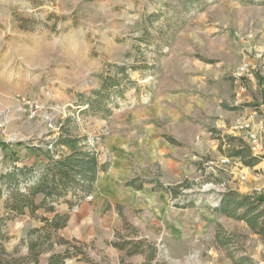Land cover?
I'll return each instance as SVG.
<instances>
[{"label":"rangeland","instance_id":"374dc122","mask_svg":"<svg viewBox=\"0 0 264 264\" xmlns=\"http://www.w3.org/2000/svg\"><path fill=\"white\" fill-rule=\"evenodd\" d=\"M242 65L252 77L238 75ZM116 66L128 76L103 97L111 114H94L83 104L106 77L124 76ZM236 105L264 114V0H0V139L13 143L0 147V172L13 165L10 155L61 158L76 147L95 149L110 164L101 174L110 187L118 179L108 192L117 199L93 205L100 180L83 202L100 220L65 228L90 259L66 264H145L150 245L151 264H264V236L213 210L220 192L240 184L264 197L263 162L245 174L230 171L236 163L229 172L210 163L221 156L219 126L248 144L240 123L249 114L224 112ZM62 124L81 141L51 146ZM260 129L264 144V121ZM188 197V206L177 205ZM35 219L7 222L2 245L13 257L29 255L28 246H17ZM220 228L226 246L216 240ZM123 238L146 239V253L128 256L113 246Z\"/></svg>","mask_w":264,"mask_h":264},{"label":"trees","instance_id":"16d2710c","mask_svg":"<svg viewBox=\"0 0 264 264\" xmlns=\"http://www.w3.org/2000/svg\"><path fill=\"white\" fill-rule=\"evenodd\" d=\"M177 20V18H173ZM119 73H123L122 78L108 76L105 78L101 89L93 92V98H90L83 105L91 108L94 114L104 112L111 114L110 108L103 97L109 98L111 88L121 89L128 76L124 66H116ZM68 124H62L59 128V134L51 140L55 145L70 144L81 141L80 138L71 135ZM220 137V136H219ZM86 139V138H84ZM219 150L229 157H239L245 166L253 167L263 159V154H256L242 138L225 135L220 137ZM224 142L228 148L224 149ZM237 146H234L235 143ZM17 142L15 145H22ZM233 145V146H232ZM13 143L0 139V147L6 152L11 149ZM15 153V152H14ZM4 157H8L5 154ZM13 165L7 167L6 171L0 172V198L4 200V213L0 215V264H16L17 261L28 259L29 262L38 264L41 254L51 251L54 244H66L67 248L63 252H53L50 255L48 264H66L69 258L77 260L90 259L83 254L81 246L73 244L65 239H55V232L67 225L70 215L55 213L53 216L38 215L36 211L44 208L47 211L54 212V203L61 198L70 196L67 200L70 208L81 204L91 196L93 185L98 180L100 172L107 171L110 167L108 162H101L99 154L95 149L74 148L69 154L61 158L50 157L46 166L35 167L32 165H20V159L17 154L15 157L10 155ZM141 187V186H140ZM173 197H179L175 187L166 188ZM38 194H43L41 203H36L35 198ZM217 205L213 207L214 211L221 212L229 217L245 221L249 227L258 235L264 236V197H255L247 194H241L236 190L227 189L220 192ZM188 197L185 203L177 204L179 207L188 206L191 201ZM26 208L30 209L33 216L39 219L43 225L29 230L26 238H23L18 248L28 246L29 255L27 257H13V253H8L3 241L10 239L7 228V222L16 216L25 213ZM216 240L221 245H228L230 238L225 235L222 228L216 232ZM146 239L123 238L120 241L112 242L113 246L126 251L128 256L135 254H145ZM151 256H147L145 264H151L156 255V248L150 245ZM18 248L15 253H18ZM14 253V254H15Z\"/></svg>","mask_w":264,"mask_h":264},{"label":"crops","instance_id":"0c3cea01","mask_svg":"<svg viewBox=\"0 0 264 264\" xmlns=\"http://www.w3.org/2000/svg\"><path fill=\"white\" fill-rule=\"evenodd\" d=\"M163 7H165V5H163ZM161 8L159 7L157 10H160ZM156 10V11H157ZM242 97H244V98H246L247 96H246V94H242ZM242 106H238V105H236V106H234V107H232L231 109H226L224 112L227 114V117L229 116L230 117V113L232 114V113H237V112H244V113H248L249 114V118H251V119H253V122H254V126L256 127V129L259 131V132H261V127H262V125H263V121H264V114H260L259 113V111H255V110H253V108H251V107H244V110L243 111H241V108ZM247 111V112H246ZM185 129H187L188 130V132H187V134L186 135H188V134H191V132H189V129L188 128H185ZM217 133V139H218V144H217V149H218V151L221 153L220 155H223L222 154V152L219 150V144H220V137H223V136H225V135H229V136H237V137H241V134L240 133H238V132H234V133H232V134H230V128H229V126H227V124L225 125V126H219L218 127V131L216 132ZM178 135L180 134V133H177ZM220 136V137H219ZM243 137V136H242ZM245 139V138H244ZM246 140V139H245ZM247 142H248V140H246ZM70 144H74V143H70ZM70 144H63V145H57L58 147H62V148H64V147H68V145H70ZM248 144H249V142H248ZM260 144H262V142L260 143ZM226 145H227V143H226ZM227 146H225V143H224V145H223V148L225 149ZM74 148H76V147H72V149H70V150H68V151H66L65 152V154H63V156H61V154H60V156L61 157H65L67 154H69ZM253 150V149H252ZM254 153H256V154H263L264 153V144H262L261 146H257L256 147V151H254ZM220 157V156H219ZM218 157V158H219ZM232 163L231 164H233V163H236V165L237 166H235L234 167V169L233 170H230V171H232V172H235V170L237 169L238 171H240L241 173H249L250 171H252V172H255V171H257V170H260L261 169V167H263V164L261 163V162H259L257 165H255V166H253V167H250V166H245V165H243V163H242V161H241V159L239 158V157H232ZM101 161V160H100ZM47 162H48V159H44V160H42L41 158H37V159H33V158H23V160H22V162H20V165H32V166H35V167H44V166H46V164H47ZM102 162V161H101ZM232 166V165H231ZM110 168V167H109ZM106 171H103V172H100V176H99V178H98V180L94 183V185H93V191H92V194L94 193V191H95V187H96V185L99 183V181L101 180V183L99 184V186H97V190H98V187L100 188V192L99 193H96V195L95 196H99L100 194L102 195V197H105V198H102L101 197V195H100V197H96L95 199L97 200V201H95V204L93 203V205H95L96 206V204H99V203H101L102 201H105L104 199H110V200H115V199H117L118 198V196H114V194H113V196H111L108 192L115 186V187H117L118 186V179H117V181L115 182L116 184L115 185H112L111 187L109 186L110 185V183H109V185L106 183L107 182V180H106V178H101V174L102 173H105ZM102 180L104 181L103 183H102ZM248 181H251V177L248 179ZM242 183H244V182H242ZM237 185V184H236ZM142 188V187H141ZM141 188H139V190L141 189ZM239 191L238 192H241V193H243V194H247V193H249L248 192V187L247 186H244L243 184H240L239 185V188H237ZM138 190V189H137ZM96 192V191H95ZM91 194V195H92ZM43 194H38L37 196H36V198H35V202L38 204V203H41L42 202V200H43ZM120 197V196H119ZM70 198V196H67V197H65V198H61V199H59L57 202H55L54 203V212H51V211H47L46 209H44V208H39L37 211H36V213L38 214V215H46V216H53L55 213H58V214H61V215H64V214H69L70 215V217H69V220H68V222H67V225L64 227V228H61V229H59L58 231H56L55 232V239H56V237H57V239L56 240H59V239H65V240H67V238H66V236L65 235H63V232H64V230H65V228L67 227V226H70V225H72V224H76L77 222H79L80 221V223H81V225L82 226H84V225H86V224H88V225H91L90 224V220H93V219H98V220H100V218H102L101 217V215H100V213H96L95 212V208H88V207H86L85 205H84V201L81 203V204H79V205H76L77 206V208H75L76 206H74V207H72V208H70V206H69V203L67 202V200ZM108 201V200H107ZM0 202H2V209H3V211H2V214H3V212H4V208H3V206H4V200L2 199V198H0ZM62 203H65V205H63ZM107 203H109V201L107 202ZM61 206V208L59 209V207ZM29 216L31 219L33 218V219H35L36 217L35 216H33L32 215V213H31V211H30V209H28V208H26V210H25V213L23 214V215H21V216ZM223 215V214H222ZM226 216L224 215V217L222 218V219H225V220H227V218H225ZM220 218V217H219ZM36 220V219H35ZM123 221L124 222H126V220H125V217H123ZM221 221V223L224 221V220H220ZM43 225V223L40 221V220H36L35 221V224L34 225H32V226H30V228L28 229V231L30 230V229H32V228H35V227H40V226H42ZM79 228H80V226H79ZM67 241H69V240H67ZM65 246H67L66 244H58V243H55L54 244V247L56 248V247H59V248H63L62 250H64V249H66L65 248ZM61 250V251H62ZM120 250V249H119ZM27 251H29V248H27ZM57 251V250H56ZM58 251H60V250H58ZM121 251H123V250H121ZM28 253V252H27ZM48 254V256H46V259H45V264H47L48 263V261H49V257H50V255L52 254V252L50 251V252H46L45 254H43V255H47ZM42 255V256H43ZM141 255H144V254H141ZM41 256V257H42ZM133 256H139V254H135V255H133ZM67 261H69L68 259H67ZM66 261V262H67ZM144 261H146V260H144ZM77 262V261H76ZM40 263V262H39ZM77 263H79V262H77ZM34 264H36V263H34Z\"/></svg>","mask_w":264,"mask_h":264},{"label":"built area","instance_id":"2783aa9c","mask_svg":"<svg viewBox=\"0 0 264 264\" xmlns=\"http://www.w3.org/2000/svg\"><path fill=\"white\" fill-rule=\"evenodd\" d=\"M238 72H239L238 75H242V76H246V77H252V74L246 65L240 66ZM32 114L35 115V112H32ZM240 128L246 132L245 135H246V138L249 142L250 148L253 149L252 151L253 152L256 151L257 145L259 143H261V136L259 134L260 132L255 128V126L253 124V120L251 118H247V119L241 121ZM50 145L52 146L54 144L51 143ZM261 162L264 163V157L261 160ZM210 163L217 169H220V170L223 169L222 171L229 172L228 167L231 166L232 157H229L227 155H221L217 160L211 161ZM210 168H212V170H214V168L212 166ZM243 174H245V173H243ZM242 178L245 179V175H243ZM255 189L258 191L262 190L260 187H256Z\"/></svg>","mask_w":264,"mask_h":264}]
</instances>
